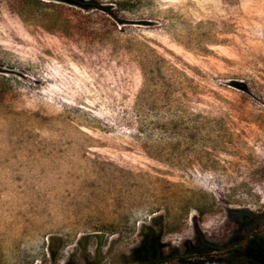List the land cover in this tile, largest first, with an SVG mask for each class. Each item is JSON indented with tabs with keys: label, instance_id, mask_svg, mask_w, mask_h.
Listing matches in <instances>:
<instances>
[{
	"label": "rangeland",
	"instance_id": "374dc122",
	"mask_svg": "<svg viewBox=\"0 0 264 264\" xmlns=\"http://www.w3.org/2000/svg\"><path fill=\"white\" fill-rule=\"evenodd\" d=\"M96 1L0 0V264H264V0Z\"/></svg>",
	"mask_w": 264,
	"mask_h": 264
},
{
	"label": "trees",
	"instance_id": "16d2710c",
	"mask_svg": "<svg viewBox=\"0 0 264 264\" xmlns=\"http://www.w3.org/2000/svg\"><path fill=\"white\" fill-rule=\"evenodd\" d=\"M54 1L66 3L69 5L81 8V9H85V10L100 7V5L98 4L96 0H88V1H85V0H54ZM262 239L263 237L259 236V234L256 237H253V240H255L256 242L261 241ZM248 243H251V240H249ZM246 244L245 246H247Z\"/></svg>",
	"mask_w": 264,
	"mask_h": 264
}]
</instances>
